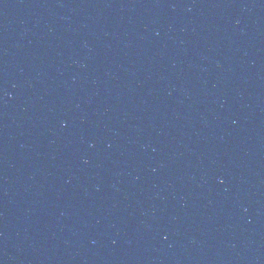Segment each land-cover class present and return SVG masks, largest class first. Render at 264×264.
I'll list each match as a JSON object with an SVG mask.
<instances>
[{
  "label": "water",
  "instance_id": "95a60500",
  "mask_svg": "<svg viewBox=\"0 0 264 264\" xmlns=\"http://www.w3.org/2000/svg\"><path fill=\"white\" fill-rule=\"evenodd\" d=\"M0 264H264V0H0Z\"/></svg>",
  "mask_w": 264,
  "mask_h": 264
}]
</instances>
